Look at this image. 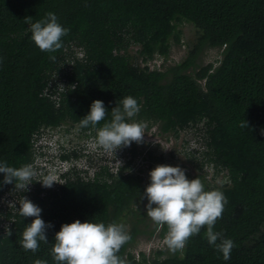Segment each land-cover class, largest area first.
I'll list each match as a JSON object with an SVG mask.
<instances>
[{
    "label": "trees",
    "instance_id": "trees-1",
    "mask_svg": "<svg viewBox=\"0 0 264 264\" xmlns=\"http://www.w3.org/2000/svg\"><path fill=\"white\" fill-rule=\"evenodd\" d=\"M49 12L68 29L55 53L30 39L31 23ZM183 24L195 37L179 61L168 63ZM210 49L218 58L203 63ZM157 58L161 63L150 67ZM127 96L141 104L134 120L144 129L155 126L158 135L173 137L189 128L198 132L203 148L199 159L189 157L196 172L186 175L227 198L213 230L234 242L230 260L209 245L206 226L182 251L132 252L139 236L163 238L168 229L147 216L141 197L149 178L132 171L130 159L114 171L93 161L92 178L75 175L55 188L33 180L24 192L0 183V198L18 190L51 224L49 242L26 252L19 241L34 218L0 207V264H54L55 232L76 219L125 225L130 239L116 253L119 264H264V0H0V162L29 165L34 142L51 127L76 125L97 136ZM97 99L108 109L105 120L81 128ZM69 141L62 139L59 156L78 159ZM123 148L135 156V142ZM148 156L164 163L161 155ZM204 166L212 169L210 179Z\"/></svg>",
    "mask_w": 264,
    "mask_h": 264
},
{
    "label": "clouds",
    "instance_id": "clouds-1",
    "mask_svg": "<svg viewBox=\"0 0 264 264\" xmlns=\"http://www.w3.org/2000/svg\"><path fill=\"white\" fill-rule=\"evenodd\" d=\"M30 32V39L40 51L55 53L62 48V38L68 29L59 22L55 13L49 12L31 23ZM76 55L82 57V52L78 50ZM50 59L55 60V56H50ZM140 110L141 104L136 98L124 97L111 109V120L98 129L97 136L90 130L80 131L76 125L51 127L34 142L36 152L29 165L14 168L0 162V174H3L0 183L14 184L25 192L33 188V180L45 188H55L75 175L92 178L96 170L92 163L101 148L116 153L121 147L143 141L144 125L134 120ZM107 111L102 100H94L88 113L80 120V127L96 128L105 120ZM62 129L65 131L60 135ZM66 135L68 142L71 139L79 151L78 159L60 158L59 147L63 146L61 141ZM122 163H116L115 170ZM148 176L149 183L141 198L147 201L146 214L152 222L157 226H167L164 241L167 248L172 253L182 251L187 241L206 226L209 245L222 254L224 261L230 260L234 242L213 230L227 204L223 192L206 191L199 178L189 179L178 165L157 164L149 170ZM3 194L1 208H11L13 212L18 210L21 217L34 218L24 228L19 245L26 252H36L41 243L49 242L47 229L51 224L42 219V209L25 195L19 196L18 190H6ZM129 239L126 227L121 223L106 225L93 219L83 222L76 219L63 223L55 232L51 255L54 264H119L116 253Z\"/></svg>",
    "mask_w": 264,
    "mask_h": 264
},
{
    "label": "rangeland",
    "instance_id": "rangeland-1",
    "mask_svg": "<svg viewBox=\"0 0 264 264\" xmlns=\"http://www.w3.org/2000/svg\"><path fill=\"white\" fill-rule=\"evenodd\" d=\"M181 44L173 45L170 49L168 56V63H174L179 61L187 50V42H190L195 37V30L189 24H183L181 26ZM218 58L217 50H206L202 55L203 63ZM161 63V58H157L150 61L148 65L150 67L158 66ZM144 138L141 143H135L136 154L132 157L128 150L121 147L116 151H105L102 148L99 153H96L94 162H102L106 164L109 170L114 171L116 163L131 160L130 168L132 171L140 172L141 175L147 179L149 178V165L152 164L155 167L157 164H168L173 166H180L185 173L193 175L196 171L189 162V157L194 154L198 159L197 154L201 150L202 142L198 139L199 134L194 128L180 131L177 137L162 136L156 133V127L152 126L150 129H144ZM93 145V143H91ZM203 148V147H202ZM151 152L152 157L161 155L164 159V163H160L157 160L151 159L148 156V152ZM203 172L206 174V179H210L212 169L209 166H204ZM87 176V175H86ZM220 175L216 177L215 182L220 180ZM146 202L142 205L145 206ZM152 224V222H151ZM166 236V235H165ZM165 236L163 238L153 235L151 238L145 236H139L135 242L132 252H143L146 255H150L152 251L157 249L167 248L165 244ZM164 255H162L163 257Z\"/></svg>",
    "mask_w": 264,
    "mask_h": 264
}]
</instances>
